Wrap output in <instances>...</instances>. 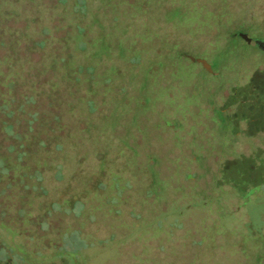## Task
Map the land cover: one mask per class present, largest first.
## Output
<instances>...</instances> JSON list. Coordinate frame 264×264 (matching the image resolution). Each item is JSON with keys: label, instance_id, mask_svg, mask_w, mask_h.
<instances>
[{"label": "rangeland", "instance_id": "1", "mask_svg": "<svg viewBox=\"0 0 264 264\" xmlns=\"http://www.w3.org/2000/svg\"><path fill=\"white\" fill-rule=\"evenodd\" d=\"M256 39L264 0H0L13 130L52 135L0 165V264H264Z\"/></svg>", "mask_w": 264, "mask_h": 264}, {"label": "trees", "instance_id": "2", "mask_svg": "<svg viewBox=\"0 0 264 264\" xmlns=\"http://www.w3.org/2000/svg\"><path fill=\"white\" fill-rule=\"evenodd\" d=\"M11 84L12 80H6L3 77V75L0 72V114L4 116V118H0V128L4 127L5 133L7 138L11 137L14 140H21L20 142L16 144H8L5 148V151L3 152L5 155V160L2 161V170L5 172L7 179H8V185H10L11 180L16 179L19 180V177H23L28 173V169H26V160L28 159V155L31 153V148L41 145L42 147L47 146V142L50 140L48 138H52V135H48V137H45V140L40 139L38 134H33L34 128L31 125L32 120L34 119H26L23 118V123L25 125V132L24 133H17L14 132L13 124V115L15 108H18L21 105V100L18 98H7L4 93L8 90V92L11 91ZM29 98V97H27ZM26 98V99H27ZM35 115V113H32V116ZM50 136V137H49ZM54 136V135H53ZM38 138V139H37ZM47 139V140H46ZM36 140V141H35ZM28 156V157H27ZM12 158V162H10ZM17 170L19 173L16 175V177L13 175V170ZM32 170V169H30ZM16 258H10L9 255L5 258L6 264H20L22 262H19Z\"/></svg>", "mask_w": 264, "mask_h": 264}, {"label": "water", "instance_id": "3", "mask_svg": "<svg viewBox=\"0 0 264 264\" xmlns=\"http://www.w3.org/2000/svg\"><path fill=\"white\" fill-rule=\"evenodd\" d=\"M238 36L242 39V40H244V41H246V42H251L253 39L252 38H250V37H248L246 34H243V33H240V34H238ZM260 39H256V43H258V44H263V41H259ZM262 47H264V44L262 45ZM187 58L189 59V60H191V61H196V59L194 58V57H190V56H187Z\"/></svg>", "mask_w": 264, "mask_h": 264}]
</instances>
